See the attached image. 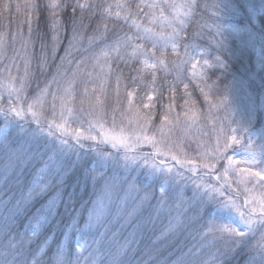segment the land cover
Segmentation results:
<instances>
[{
  "label": "snow or ice",
  "instance_id": "1",
  "mask_svg": "<svg viewBox=\"0 0 264 264\" xmlns=\"http://www.w3.org/2000/svg\"><path fill=\"white\" fill-rule=\"evenodd\" d=\"M164 4L166 7L173 9L178 7L175 4H169L168 0H164ZM5 7L8 6L6 5ZM29 7L33 10V13L40 10L41 7H44L49 12L47 23L50 25L51 39H47V33H36V40H34L32 21L31 19L27 21L28 36L27 38L20 36L21 45L25 52V64L23 75L19 79L16 102L19 103L24 100L27 103V97L23 96L22 93L31 86L35 78L39 95L36 96L32 103H27V113L31 114L33 121L37 123L41 131H43L46 124L47 136L51 137V140L41 141L33 134L30 140L25 141L27 147H25V144L17 147H8V152L21 164V171L17 173V183H21L25 176V166L34 167L38 164L40 167L36 169L33 178L29 181L27 191L16 201L14 208L11 210V215L3 217V221L0 223V231L4 235H9L12 228L18 226L17 217L28 216V223L25 226L26 232L30 230L33 236H39L40 239L34 241L35 247L38 249L36 251L25 246L24 234L17 233L21 237L20 243H15L14 237L8 241L4 250L0 251V264H29V256L33 258L32 264H104L99 256V247H93V245H99L100 243L96 233L99 227L103 225L102 216L98 215L95 210L90 211L89 218L85 222L84 227L81 228L79 225V211L69 207V205H74L75 203L77 184L83 183L86 186L89 180H91L93 185L96 183L103 184V195L95 202L97 205L102 204L104 200L110 201L113 194L125 191L128 194H138L139 208L146 207L149 210L154 209L156 211L166 209L169 213V223L157 239H165L169 233L175 234L187 227L184 214L194 204L195 209L193 210L196 215L192 217L193 220L208 216L215 209L216 218L226 221L235 212L240 220L243 221L247 232H252L253 217L259 211L258 219L262 229H264V198L259 201L258 207L251 206L254 201L249 199L248 196H245L243 206L237 205L233 199L217 200L212 197L208 200L200 194V185L194 182L192 177L185 178L178 170L173 174V168L166 163L167 160L175 161L180 168H185L186 165L193 164V158L186 153L183 158H180L175 151L179 146L170 142L163 133L164 126L169 122L171 103L168 106V111L161 114L162 119L159 126L153 124L154 111L141 112L139 107L134 108L135 82L138 78L142 79L139 69H136V76L128 77L132 81L133 91H128L126 94L128 111L132 113L130 117H127V134L123 127V118L119 132L115 131L117 127L115 109H113L112 115V130L108 131L105 129L107 111L102 102L98 101L99 107L90 105L87 111L82 107L83 101H81V107L78 109L72 106L71 101L75 100V88L73 86L76 83L77 76L81 75V66L84 61L80 60L79 63H76L75 71H72L68 66L75 63L74 53L80 50L81 28L83 25L82 20L74 15L67 16L63 22L58 17L61 13H66L68 9L75 13L77 9L83 12L85 7H87L91 11L92 5L80 4L79 0H76L75 3L72 0H49L46 6H42L38 0H33ZM116 7L118 9H126L123 16H121L120 11H117L115 15L116 21L122 20L123 24L127 25L134 14L131 5L117 3ZM144 7L156 8L158 5H136L139 11H143ZM225 8L236 14H239L241 9H243L247 15V24L244 29L237 30L238 36L241 31L246 32L248 43L251 44L255 37L259 35L261 42L264 43V0H259L258 5L244 0L240 5L225 4ZM17 11H19V5H17ZM138 14L139 12L135 13V15ZM148 15L152 16V19L149 21V26L143 27V35L140 33L142 26L132 19L131 26L137 29L136 33H124L123 36L115 33L114 35L117 37L116 43L109 46L110 51H103L104 64L107 65L108 72L105 73L104 68L101 67L100 71L103 81L99 85L101 92L105 91L107 76L113 73L110 63L113 59V52L116 53L115 60L122 61L126 66L135 67L134 65H129V61L136 58L145 67L152 69L153 85L155 84V70L159 66L164 65V56L169 43H171L172 53L178 55L179 45L174 38L183 39V36L175 27H172V21L165 17L164 7H160L159 19L167 22L169 27H172L171 34L166 35L163 29L156 31L152 25L157 23V18L152 13H148ZM174 19L179 20L178 12ZM258 25L259 28L257 29ZM107 30V25H105V32ZM143 40H151V46L138 43V41ZM36 41H39L40 48L39 53L34 54L39 75L43 76L49 73L50 69L52 70L51 79L46 80L43 88H40L39 77L30 67L33 63V55L29 54V49L35 47ZM160 41L163 43H159ZM0 44H2V41H0ZM61 45H64L63 54L58 55ZM129 48L131 53L125 58ZM217 48H226V45L217 44ZM185 56H187V45H185ZM141 57L143 58L142 60L140 59ZM172 63L175 64L176 61L173 60ZM199 63V60L192 63V68L195 69ZM203 63L208 69L227 70L228 68L221 54H215L212 61L205 59ZM69 71H71V76L68 75ZM117 73L116 97L119 104V89L122 76L119 68ZM83 75L87 78L92 73H84ZM53 86H55V91H52ZM184 87L187 89V85H184ZM96 90V88H93L92 91L95 92ZM170 90L174 91L175 89L172 88ZM84 93L85 95L88 93L87 86L84 88ZM44 96L51 97L50 109H47L52 113L50 120L46 119V109L43 103ZM57 100H60V111L58 114ZM12 103L13 101L10 99L9 104ZM141 103L143 109H154V95L148 94L147 102H144L143 98H141ZM36 105L40 106L38 111H34ZM8 112L13 113L21 120L25 118L26 114L24 109L14 107H9ZM7 115L8 113H5V116ZM42 120L44 123H42ZM81 121L87 124L86 132L82 131L79 126ZM74 123L77 124L76 127H73ZM93 131L96 132L95 135ZM158 134L159 138H157ZM85 141L91 142L87 145L88 152L83 151L86 147ZM236 143H238L236 136H232V143L225 139L221 145L220 141L217 140L216 146L212 150L214 155L204 152L200 159L201 167L205 170V174L212 175L216 170V165L219 163L223 168V175L219 178H225L226 180L233 165L243 164V166L234 169L243 177L238 179L236 183L239 185L255 181L261 188H264V183H260L264 182V167H261L260 170H253L248 167L249 164L256 163L254 157L252 160L241 162L229 156V149L234 148ZM98 145H110L117 152L122 149L125 153L124 160L126 163L121 167L120 158L114 157L110 172L99 177L96 176L95 165L97 162H93L92 166H89L88 157L95 146ZM145 146L151 148L152 151L146 154H141L137 151V155L132 157L129 162L127 153L142 149ZM221 160H226L228 167H224ZM78 170L83 177V181H81V176H77L74 183L69 186L67 183L69 177L75 175ZM188 170L196 172L197 168L193 166ZM161 179L169 184L170 190H172V185L176 186L167 203L164 201V196L159 198L155 196L156 187H159L160 191L164 192L163 186L158 183ZM188 182L195 184V190L191 195H187V190L181 191ZM69 187L71 190L67 192V200L65 201L64 194ZM229 187H231L230 184ZM50 191L54 194L49 196L39 207H36L31 215H28L37 201L48 196ZM249 191L248 187L245 186L244 192ZM141 193L142 195H139ZM165 195L168 194L165 193ZM153 200L156 201L155 205L152 203ZM61 202L65 204L63 213L59 211ZM245 208L248 209L247 213L244 211ZM74 211L76 212L75 215H73ZM131 215L132 213H129V216ZM65 216H68L70 221L67 224H62ZM33 221H35L34 225ZM217 231L221 233L224 239V248L220 251L218 264H241L238 257L242 253L246 256L243 264H264V231L261 232L260 240L255 245L244 238L247 235L245 230L234 227L232 224L225 223L217 228ZM73 235L76 236L75 247L70 248L66 244H71ZM103 235L104 233H99L100 237ZM82 240H86L87 248H85L84 243H81ZM28 242L32 243L33 241L29 238ZM82 249L86 251V255L81 254ZM145 254L149 256V259L152 258L151 252ZM144 264H148V262L144 261ZM174 264H184V262L178 258V261L174 262ZM213 264H217V261L214 260Z\"/></svg>",
  "mask_w": 264,
  "mask_h": 264
},
{
  "label": "trees",
  "instance_id": "2",
  "mask_svg": "<svg viewBox=\"0 0 264 264\" xmlns=\"http://www.w3.org/2000/svg\"><path fill=\"white\" fill-rule=\"evenodd\" d=\"M188 3L186 27L185 30L181 31L183 39H179L180 46L185 48H191L192 51L207 53L210 55L221 54L222 59L228 65L227 70L223 69H213L209 72L210 75L218 79L220 85L230 84L235 81H245L250 85H257V90L259 91L261 87H264V60L262 62V71L256 72L255 69V53L250 50L247 51L245 57L238 55V50L236 48V40L234 34L228 30L230 25H238L240 27H245L247 24V15L243 9H241L239 14L228 11L225 8V4H236L240 5L244 0H186ZM33 0H0V40L3 45L16 49H20L23 52V64H25V52L22 48L20 36L27 38L28 36V23L27 21L31 19L33 28V39L36 40V33H47V39H51L50 25L47 23L49 18V12L41 7L40 10L33 13V10L29 5ZM42 6H46L49 0H38ZM73 3L76 0H72ZM249 3L258 5V0H247ZM80 4L92 5L93 8L90 11L87 7L80 11L77 9L73 13L70 9L66 13H61L58 19L63 22L67 16H76L82 20V38L80 41V50L74 53L76 58L75 63L69 65L68 67L75 71L76 63L80 60L84 61L81 66H89V61L93 58L101 55L103 51H110L109 46L116 43L117 37L115 33H119L123 36L124 33L134 34L137 29L131 26V20L134 19L137 24H142L149 20V10L151 8L144 7L143 11H139L136 5H148L151 4L147 0H79ZM121 5H131L132 12L134 13L129 20L127 25L123 24V21H116V12L120 11L121 16L125 14L126 9H118L116 4ZM8 7H5V6ZM17 5H19V11H17ZM152 11V9H151ZM139 12L138 15H135ZM110 14V15H109ZM115 22V26H114ZM105 25H107V32H105ZM123 25V27H121ZM142 26V25H141ZM141 35L143 34V28L140 29ZM5 38L8 43L3 40ZM66 43V41H65ZM224 44L226 48H217V44ZM63 46L61 45V50L58 55L63 54ZM15 49V50H16ZM39 41H36L35 47L29 49V54L33 55V63L31 64V70L36 73L39 77L40 88L45 86L46 80L51 79V69L49 73L41 76L39 75L37 69L36 56L34 54L39 53ZM128 53H131V49H128ZM127 58V57H125ZM247 61V63H246ZM129 65H134L135 67L126 66L122 61L114 62V68H119V72L122 73L119 90V100L120 103L116 104L119 106L116 110V131L120 129L121 120H125L126 115L123 112L122 102L127 101V92L133 91L132 81L128 77L136 76V69H139L140 76L142 79L138 78L136 80V88L134 91V100L137 104H140L141 98L143 101L147 99V95L151 94L153 91L154 95V109H149L155 112V117L153 119V124L159 126L161 124L162 113L168 111V106L171 103L172 108L176 105L175 109L181 108L184 103L190 106L196 107L195 110L205 109V101L201 93L200 88L190 80L188 90L191 94L190 100H185V94L180 84L177 83L176 78L173 79H163L161 77H156L155 84L151 87L143 86V81H150L152 75L150 73L142 72V65L136 59L133 58L129 61ZM24 66V65H23ZM68 75H71L69 71ZM261 78V79H259ZM116 80V76H115ZM259 81L263 85H259ZM153 84V83H152ZM216 83V86L219 85ZM55 87V86H53ZM174 88V91L170 89ZM219 89V86L217 87ZM23 96L27 97V103H30L33 99L39 95V89L37 88V80L34 78L31 86L22 93ZM259 96L257 93L255 97ZM14 100L12 106L14 108H20V105H27L24 100L19 103ZM8 101H0V223L3 221L4 216H10L11 210L17 200H19L23 193H25L29 187V181L33 178V175L40 165L25 166L26 172L21 183H17V173L21 171V164L8 152V147H17L21 144H25L26 140H30L35 134L36 138L44 141L51 140V137L47 136V127L44 126L43 131L36 122L33 121L31 114L26 113L23 120L16 117L13 113H9ZM5 113H8L5 116ZM50 115L46 114V119H49ZM50 120V119H49ZM42 123L44 121L42 120ZM256 127H262L264 131V113L258 110L257 113V123ZM123 127L125 128V121L123 122ZM90 143H85L86 147L83 151L88 152L89 149L87 145ZM27 147V144H25ZM137 151L141 154H146L152 151L151 148L138 149L134 151H129L127 156L129 157V162L132 157L137 155ZM230 152V151H229ZM125 153L121 149L117 152L109 145H98L95 146L91 155L88 157L89 166H92L93 162L96 163V176L103 174H108L111 170L112 164L114 162V157L120 158L121 167L126 163L124 160ZM173 168V174L178 170L185 178L192 177V180L200 185L199 192L205 199L210 200L215 197L217 200L233 199L235 202L240 201L241 198L237 197V194L230 189L227 184H224L220 180L219 172L223 168L221 164L217 167L212 175H206L205 171L191 172L180 168L175 162L167 160ZM225 167V161H221ZM159 175V173H158ZM77 176H81L78 170L75 175L69 177L67 183L71 186L76 180ZM81 181L83 177L81 176ZM164 188V192H161L159 187L155 188V196L157 198L164 196L165 203L168 202L169 196L173 194L175 185H172V190L169 189V184L165 183L163 179L158 181ZM103 184L96 183L93 185L91 180L87 185L77 184L76 186V197L74 205H69L70 208H74L79 211V225L81 228L84 227L85 222L89 218L90 211L95 210V212L102 216L103 225L99 227L96 236L100 240L99 245H93V247H99L100 249V259L103 260L104 264H144L147 261L148 264H174L178 261V258L184 262V264H213L216 260L217 264L220 259V251L224 248L223 236L217 228L221 227L223 224H232L234 227L237 226L238 220L234 216H230L226 221H221L216 218L215 209L208 216H204L198 220H193L192 217L196 215L195 204L192 208L188 209L184 214V219L186 221L187 227L183 228L178 233H169L165 239H157L161 232L166 228L169 223V213L165 209L163 211L149 210L145 208L138 207V194L131 193L128 194L125 191H120L118 194H113L110 201L104 200L102 204L97 205L95 202L101 198ZM69 187L66 189L64 198L67 200V192L70 191ZM187 190V195H191L195 190V184L188 182L181 189L182 192ZM167 193L168 195H165ZM53 192H49L48 196L37 201V203L31 208L28 215H31L35 211L36 207L44 203L49 196L53 195ZM139 195H142L139 194ZM186 199V197H185ZM242 200V199H241ZM155 205L156 201H152ZM83 204V207H82ZM244 205V202H243ZM65 204L61 202L59 211L64 212ZM246 213L247 211L244 210ZM129 213H132L129 216ZM76 212H73L75 215ZM174 214V213H173ZM259 213L255 214L253 221L255 225H252V232H247V229L241 227L245 230L247 235L244 237L250 243L256 244L260 240L261 232L264 231L259 222ZM18 226L13 227L9 235H4L0 231V251H3L8 241L14 239V242L19 244L21 241L20 235L17 233L25 235V246L38 251L35 247L34 241L40 239L39 236H33L32 232L29 230L26 232L25 226L28 223V216L17 217ZM70 218L65 216L63 218L62 224L69 223ZM35 221H33V225ZM240 228V227H239ZM99 233H104L102 237ZM29 238L32 243L28 242ZM62 239V237H61ZM76 236H72V242L70 245L66 246L70 248L75 247ZM81 243L85 244L87 248L86 240H82ZM54 247V245H53ZM151 252L152 258L145 253ZM81 254L86 255V251L81 250ZM32 257H28L29 264H32ZM46 259V257H45ZM238 259L243 264V260L246 259L245 254H241Z\"/></svg>",
  "mask_w": 264,
  "mask_h": 264
},
{
  "label": "rangeland",
  "instance_id": "3",
  "mask_svg": "<svg viewBox=\"0 0 264 264\" xmlns=\"http://www.w3.org/2000/svg\"><path fill=\"white\" fill-rule=\"evenodd\" d=\"M147 1L151 4L158 5L156 8H151L152 11L151 9L149 10V13H152L157 18V23L152 25L156 31L163 29L165 34L169 35L172 32V27H175L179 32L185 30L187 18L186 13L188 10V3L186 0H168L169 4H175L178 6L175 9L166 7L164 0ZM160 7H164V15L168 20L172 21V27H169L167 22L159 19ZM177 12L179 13V20L174 19ZM151 19L152 16L149 15V20L141 24L142 28L149 26V21ZM181 22L183 23L181 24ZM244 28L245 27H240L238 25L228 26V30L234 34L238 55L245 57L248 50L255 53L254 65L256 72H263L262 62L264 60V43L261 42L259 35L255 37L251 44L248 43V35L246 32L241 31L238 36L237 30H242ZM258 28L259 25L257 26V29ZM2 39L8 43L5 38ZM174 40L179 45L178 55L172 53L171 43H169L164 56L165 63L155 70V79L156 77H161L163 79L168 78L169 80L176 78L177 83L180 84L183 89L186 101L191 98V94L188 90L189 81H186L188 79L200 88L205 101L204 110H195L196 107L190 106L187 103L182 104L180 110L175 109L176 105H174V108L169 115V122L163 129L164 135L168 137L170 142L179 146L175 151L180 158H183L185 153L193 158V164L186 165L183 169L188 170L194 166L197 168L196 172L205 171L201 167V155L204 152L214 155L212 150L215 148L217 140L220 141L221 145L224 143L225 139H227L229 143H232V136H236L238 143L234 145V148L229 149V156L241 162L252 160L254 157L256 163L249 164L248 167L253 170H260L261 167H264V131L262 127L258 128L255 124L257 123L258 110L264 113V87H261L258 91L257 85H250L245 81H235L230 84L220 85L218 79L209 74L213 69H208L203 63L205 59L212 61L214 55L203 53L201 51L194 52L191 48H187V56H185V48L180 46L179 38H174ZM138 43H143L150 47L152 41L143 40L138 41ZM159 43L163 42L160 41ZM15 49L16 47L10 49L4 46L3 43L0 44V101L7 99L9 106H12L13 104H9L10 99L13 102L14 100H17L16 92L19 90V79L24 71L23 52L20 49ZM128 54L130 53L125 54V57H127ZM112 57L113 59L110 63L113 73L107 76L105 91L101 92L99 89V85L103 82L100 71L101 67L104 68L105 73L108 72L107 65L104 64L102 53L90 60L89 66L82 67L81 75L77 76L76 83L73 86L75 88V100L71 101L72 106L77 109L81 107V101H83L82 107L85 111L89 109L90 105L99 107L98 101L102 102L107 111L105 129L108 131L112 130L113 109H115L116 116V110L119 106L116 104V69L114 68V62L121 61L115 60L116 53L114 52L112 53ZM140 59L142 60L143 58L141 57ZM173 60L176 61L175 64L172 63ZM197 60H199L200 63L197 64L195 69H193L192 63ZM141 65L143 73L151 74L152 69L145 67L142 63ZM84 73H92V75L86 78L83 75ZM152 81L153 77H151V82ZM258 82L260 86L263 85L261 81L258 80ZM216 83L219 84V89H217L218 86H216ZM152 85L153 84H150V81H143V86L151 87ZM184 85H187V89H185ZM85 86H87L88 89L87 95L84 93ZM93 88H96L97 90L93 92ZM119 90H122V87H120ZM52 91H55V87L52 88ZM257 93H259V96L254 98ZM151 94L153 95V91ZM120 99L123 104V112L126 115L124 121L127 134V117H130L132 113L128 111V102H124L121 97ZM33 100L30 103H32ZM50 102V96L43 97L46 114L50 115L49 119L52 118L51 111L47 110L50 109ZM145 102H147V99ZM56 103L58 114L60 111V100H57ZM133 105L134 108L139 107L141 112L149 111V109H143L141 102L140 104H137L134 97ZM39 107V105H36L34 111H38ZM20 108L24 109L25 113H27V105H20ZM76 126L77 124L74 123L73 127ZM79 126L82 131H87V124L83 121L80 122ZM119 130L116 131L115 129L116 132H119ZM93 134L95 135L96 132L93 131ZM157 138H159V134L157 135ZM85 143L91 142L85 141ZM145 147L147 148V146ZM221 161H225V167H228L226 160ZM218 166L219 163L216 165V169ZM241 166H243V164L233 165L229 170L226 180L225 178H219L223 175V169L220 170L218 178L222 180L224 184H227L228 186L230 184V189L237 194V197L242 199L235 202L237 205L243 206L245 196H248L249 199L254 201V204L251 206L258 207L259 201L264 198V188H261L255 181L238 185L236 181L243 177L238 172L234 171V169ZM245 186L248 187L250 190L249 192H244ZM244 210L248 211L247 208ZM257 213H259V211H257L256 214ZM232 216L238 220L237 226L240 228L244 227L243 221L240 220L235 212L232 213L231 217ZM252 225H255V223L252 222Z\"/></svg>",
  "mask_w": 264,
  "mask_h": 264
}]
</instances>
